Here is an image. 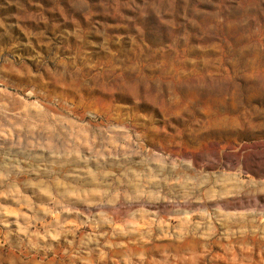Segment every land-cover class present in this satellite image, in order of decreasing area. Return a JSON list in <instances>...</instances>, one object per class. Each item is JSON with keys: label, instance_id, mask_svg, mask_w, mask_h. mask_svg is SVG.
I'll return each mask as SVG.
<instances>
[{"label": "clouds", "instance_id": "obj_1", "mask_svg": "<svg viewBox=\"0 0 264 264\" xmlns=\"http://www.w3.org/2000/svg\"><path fill=\"white\" fill-rule=\"evenodd\" d=\"M0 264H264V0H0Z\"/></svg>", "mask_w": 264, "mask_h": 264}]
</instances>
